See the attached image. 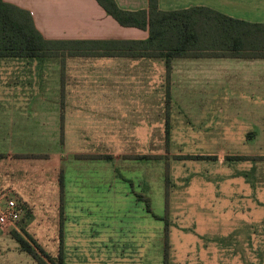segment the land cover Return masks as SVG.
Here are the masks:
<instances>
[{
	"label": "rangeland",
	"instance_id": "rangeland-1",
	"mask_svg": "<svg viewBox=\"0 0 264 264\" xmlns=\"http://www.w3.org/2000/svg\"><path fill=\"white\" fill-rule=\"evenodd\" d=\"M59 60L60 130H55L54 117H41L44 122L32 116L13 117L26 124L14 126L10 150L16 170L13 179L22 185L19 191L5 185L0 201L16 198L24 212L17 227L0 226V264H39L22 248L16 234L40 243L56 261L63 245L65 264H264L263 224L254 230L259 237L235 244L226 234L220 237L214 226L216 176L225 172L223 164L179 158L230 152L219 147L223 134L218 121L224 119L215 116L213 102L168 100L160 94L156 101L122 105L110 101L107 127L94 124H100V117H82L76 129L67 113L68 58ZM50 65L48 70L33 68L30 75H55ZM81 87L84 92L85 86ZM83 106L89 108L86 102ZM8 151L0 148L1 158L9 157ZM239 151L261 154L264 148L242 145ZM101 156L109 160L110 176L103 188V210L92 203L89 210L69 211L64 206L65 192L68 203L85 207L87 198L83 196L84 204L79 202V191L89 196L93 189L88 180L81 181L75 159ZM1 162L0 175L8 180L3 175L5 161ZM253 174L250 178H264L260 169ZM243 183L236 187L244 188ZM97 199L100 196L93 202Z\"/></svg>",
	"mask_w": 264,
	"mask_h": 264
},
{
	"label": "crops",
	"instance_id": "crops-1",
	"mask_svg": "<svg viewBox=\"0 0 264 264\" xmlns=\"http://www.w3.org/2000/svg\"><path fill=\"white\" fill-rule=\"evenodd\" d=\"M4 1L30 11L37 29L48 40L140 41L150 37L149 26L121 25L97 0ZM115 1L123 10H150V0ZM157 4L158 10L164 12L208 8L235 20L264 24V0H157ZM68 51L66 55L60 53L45 59L0 57V117L6 118L0 121L3 122L0 123V148L9 149V157L0 156V163L5 161L3 175L10 177L6 180L0 175V190L6 185L19 191L22 185L13 179L16 170L10 150L14 148V126L17 127V123L29 116L43 122L41 117L47 116L55 118V130H60L62 62L59 59L68 58L65 63L70 69L71 87L67 90L70 101L67 113L74 120L72 127H79L82 117H100V124L97 121L94 124L100 128L107 127L106 111L110 101L119 105L156 101L160 94L169 100L213 102L215 116L224 119L218 121L223 134L219 147L230 150L207 160L225 167V172L216 176L219 188L215 195L218 205L213 212L214 226L220 237L226 234L234 239V244L250 243L254 237H259L254 236V230L262 224L264 226V200L260 199L264 197V178H250V174L256 168L255 175H258L259 169L264 171V153H242L239 150L242 145L264 148V58L220 55L176 57L171 60V71L168 72L167 61L161 57L73 56ZM49 65L55 75H30L31 69L48 70ZM161 72L164 74L162 79L159 78ZM83 85L85 89L81 92ZM83 102L89 108H84ZM13 117L21 120L16 121ZM25 125L21 123V126ZM234 156L249 159H234ZM75 160L82 174L81 181L88 180L93 189H90L89 196L79 191V202L84 204L82 198H87L85 207L71 201L68 203L65 192L68 171L67 167L63 168L64 206L69 207V211L89 210L92 206L89 204L96 203L93 208L101 207L103 210V188L110 179L109 160L102 156ZM116 178L119 180V177ZM242 180L245 187L237 188ZM98 196L100 200L93 202V198ZM226 229L228 233H225Z\"/></svg>",
	"mask_w": 264,
	"mask_h": 264
},
{
	"label": "trees",
	"instance_id": "trees-1",
	"mask_svg": "<svg viewBox=\"0 0 264 264\" xmlns=\"http://www.w3.org/2000/svg\"><path fill=\"white\" fill-rule=\"evenodd\" d=\"M97 1L123 26H149L150 37L140 41L48 40L37 29L30 11L0 0V57L45 59L60 53L66 55L68 50L73 56L146 55L165 58L168 72L171 71V60L176 57L264 58V24L235 20L208 8L164 12L158 10L157 0H150L149 11L123 10L115 0ZM179 158L210 160L214 156L187 155ZM234 159L249 157L234 156ZM147 205L151 212L150 204ZM16 239L39 264H50L48 261L65 264L63 245L56 261L40 243H30L19 234H16Z\"/></svg>",
	"mask_w": 264,
	"mask_h": 264
},
{
	"label": "built area",
	"instance_id": "built-area-1",
	"mask_svg": "<svg viewBox=\"0 0 264 264\" xmlns=\"http://www.w3.org/2000/svg\"><path fill=\"white\" fill-rule=\"evenodd\" d=\"M23 212L24 208L16 198L9 197L0 201V226L17 227Z\"/></svg>",
	"mask_w": 264,
	"mask_h": 264
}]
</instances>
